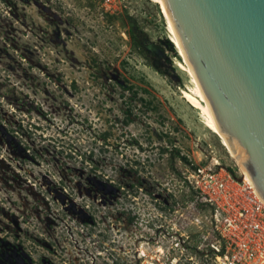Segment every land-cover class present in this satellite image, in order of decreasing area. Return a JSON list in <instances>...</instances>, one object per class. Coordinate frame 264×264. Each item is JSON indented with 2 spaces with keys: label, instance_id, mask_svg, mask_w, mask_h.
I'll list each match as a JSON object with an SVG mask.
<instances>
[{
  "label": "rangeland",
  "instance_id": "374dc122",
  "mask_svg": "<svg viewBox=\"0 0 264 264\" xmlns=\"http://www.w3.org/2000/svg\"><path fill=\"white\" fill-rule=\"evenodd\" d=\"M185 65L153 0H0V264H212Z\"/></svg>",
  "mask_w": 264,
  "mask_h": 264
},
{
  "label": "water",
  "instance_id": "95a60500",
  "mask_svg": "<svg viewBox=\"0 0 264 264\" xmlns=\"http://www.w3.org/2000/svg\"><path fill=\"white\" fill-rule=\"evenodd\" d=\"M162 2L224 136L264 200V0Z\"/></svg>",
  "mask_w": 264,
  "mask_h": 264
},
{
  "label": "built area",
  "instance_id": "2783aa9c",
  "mask_svg": "<svg viewBox=\"0 0 264 264\" xmlns=\"http://www.w3.org/2000/svg\"><path fill=\"white\" fill-rule=\"evenodd\" d=\"M103 2L111 8L129 0ZM214 160L203 165L191 162L185 176L192 192L198 194L211 214V262L264 264V200L246 181L237 163L226 166Z\"/></svg>",
  "mask_w": 264,
  "mask_h": 264
},
{
  "label": "bare ground",
  "instance_id": "6f19581e",
  "mask_svg": "<svg viewBox=\"0 0 264 264\" xmlns=\"http://www.w3.org/2000/svg\"><path fill=\"white\" fill-rule=\"evenodd\" d=\"M155 3H157L160 8L162 13L164 14L166 20H167V24H168V29L171 33V40L173 42V44L176 46V48L179 51L180 56L184 59V63L186 64L184 66V70L186 72H188V74L191 76L192 81L197 85L196 89H193V94L189 95L188 100L189 102L197 109H199L201 111V114L203 115V117L206 119L208 126L210 127V129L212 130L213 133H215L223 142V144L226 146L227 150L229 151V153L231 154V156L236 160L241 172L243 173L245 179L247 182H249L250 184L253 185L252 180L248 174V172L246 171L245 167L241 164V162L238 160L237 155L235 154L234 150L232 149L230 143L228 142V140L226 139V137L224 136L215 116L214 113L212 111V108L204 94V92L202 91V88L200 87V84L192 70V68L190 67L186 56L184 54V51L181 47V44L178 40V37L176 35V32L173 28V25L170 21V18L168 16V13L165 9V6L162 2V0H153ZM254 186V185H253Z\"/></svg>",
  "mask_w": 264,
  "mask_h": 264
},
{
  "label": "trees",
  "instance_id": "16d2710c",
  "mask_svg": "<svg viewBox=\"0 0 264 264\" xmlns=\"http://www.w3.org/2000/svg\"><path fill=\"white\" fill-rule=\"evenodd\" d=\"M134 41L136 42V38H134ZM132 89V88H129ZM147 92V90H145ZM134 95H137L138 93L136 91L133 92ZM162 153H167L169 150L167 148H162ZM174 152L175 157H177L180 161H182L187 167L191 165V161L184 155L181 154V151L177 148H174L172 150ZM203 208H206L205 204H202V202H199Z\"/></svg>",
  "mask_w": 264,
  "mask_h": 264
}]
</instances>
